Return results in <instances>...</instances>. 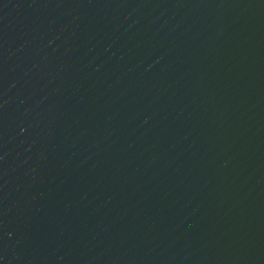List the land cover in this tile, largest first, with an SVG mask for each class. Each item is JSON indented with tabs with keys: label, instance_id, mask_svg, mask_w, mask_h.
Here are the masks:
<instances>
[{
	"label": "water",
	"instance_id": "1",
	"mask_svg": "<svg viewBox=\"0 0 264 264\" xmlns=\"http://www.w3.org/2000/svg\"><path fill=\"white\" fill-rule=\"evenodd\" d=\"M0 264H264V0H0Z\"/></svg>",
	"mask_w": 264,
	"mask_h": 264
}]
</instances>
